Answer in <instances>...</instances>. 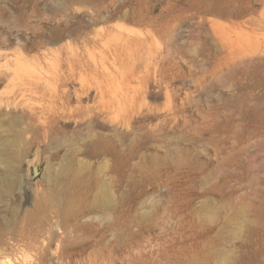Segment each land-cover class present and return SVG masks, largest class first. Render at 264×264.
I'll use <instances>...</instances> for the list:
<instances>
[{"label":"rangeland","instance_id":"rangeland-1","mask_svg":"<svg viewBox=\"0 0 264 264\" xmlns=\"http://www.w3.org/2000/svg\"><path fill=\"white\" fill-rule=\"evenodd\" d=\"M59 17L164 36L166 75L138 47L143 77L28 117L1 73ZM0 264H264V0H0Z\"/></svg>","mask_w":264,"mask_h":264},{"label":"bare ground","instance_id":"bare-ground-1","mask_svg":"<svg viewBox=\"0 0 264 264\" xmlns=\"http://www.w3.org/2000/svg\"><path fill=\"white\" fill-rule=\"evenodd\" d=\"M84 12L79 13L78 20L86 18L87 13ZM102 12L93 9L90 13L91 16L100 15L103 19L105 17L106 20L115 17L111 10L107 15ZM124 18L127 21L140 23L129 19L127 16ZM54 21L57 22V25L49 34L45 33L44 29L37 28L33 31V36L36 39L32 42L26 40L22 44L17 59L27 65L29 70L25 74L12 72L10 69L1 73L8 84L20 83L18 98L10 99L8 102L18 103L23 97L40 100H45L47 97L50 104L48 108L28 106L24 109L28 117L32 119L49 123L63 113L72 99L75 101L73 111L80 113L84 108L83 99L88 100L91 96V89H94L96 93L100 92L99 85L103 81L109 83V81L119 82L125 79L130 82L135 79L134 77H143L144 75L136 73L137 67L132 62L133 52L138 47L145 48L147 52L145 57L141 59L143 64L141 72L147 75L153 69L159 76V80H163L166 75V49L162 42L164 36H159L161 40L156 43V47L152 50L156 38L150 31L121 30L119 29L120 26H118L119 28L117 26H102L105 28H101L100 26L101 29L98 27L99 29L95 30L87 28L88 25L72 26L69 20L62 21L61 17ZM67 37L81 39L79 48L67 47V44L53 49L48 47L51 43H58ZM102 52L104 55L99 57L98 53ZM19 61L18 63L21 64ZM85 76H90L96 84L88 86L85 83ZM75 83L77 86L73 85ZM39 122L37 124L40 127Z\"/></svg>","mask_w":264,"mask_h":264}]
</instances>
